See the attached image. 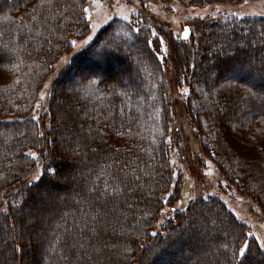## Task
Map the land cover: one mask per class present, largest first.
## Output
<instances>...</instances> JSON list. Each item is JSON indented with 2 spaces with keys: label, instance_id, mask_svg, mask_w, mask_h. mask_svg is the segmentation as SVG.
I'll list each match as a JSON object with an SVG mask.
<instances>
[{
  "label": "trees",
  "instance_id": "16d2710c",
  "mask_svg": "<svg viewBox=\"0 0 264 264\" xmlns=\"http://www.w3.org/2000/svg\"><path fill=\"white\" fill-rule=\"evenodd\" d=\"M85 5L86 0H0V195L12 193L7 212L0 213V264L29 258L34 264H171L175 241L190 228L205 234L194 235L199 247L189 249L193 257L179 247L177 264H241L245 242L243 264H264L247 226L216 197L190 202L174 214L165 234L142 244L159 215L160 195L173 180L164 63L148 27L135 30L113 20L92 47L76 52L52 81L41 122L45 134L39 133L40 123L29 112L53 63L70 49L69 37L87 32ZM220 16L199 22L196 63L189 46L173 44L179 54L175 69L190 88L185 101L193 107L188 115L201 132L202 149L211 147L229 180L264 212V17ZM113 37L114 49H125L137 62L121 80L111 69L122 60L108 47ZM255 53L257 65L248 62ZM258 70L259 77L243 81ZM72 87L77 109L64 94ZM58 100L71 109L66 112ZM68 126L71 132H63ZM27 148L42 151V172L23 186L34 166ZM63 155L79 158L75 172ZM35 200L37 207L29 209ZM41 205L47 206L42 212ZM15 225L34 231L25 236ZM28 238L30 252L22 245Z\"/></svg>",
  "mask_w": 264,
  "mask_h": 264
},
{
  "label": "rangeland",
  "instance_id": "374dc122",
  "mask_svg": "<svg viewBox=\"0 0 264 264\" xmlns=\"http://www.w3.org/2000/svg\"><path fill=\"white\" fill-rule=\"evenodd\" d=\"M85 9H87L86 12L84 11L87 32L82 36L69 37L70 49L62 52L53 63L51 71L47 74L39 88L37 100L29 112V116L40 123L41 129L39 133L45 134V123L41 124V122L43 115L47 111L52 81L76 52L91 43L89 40L90 36L94 39L99 30L113 20L130 23L131 27L135 30L140 26L148 27L151 37L157 39L160 43L157 54L159 59L164 63V80L170 100L171 117L166 140L170 146L169 160L173 171V180L168 189L160 195L162 206L159 215L155 220L154 226L149 230V236L142 241V244L146 246L147 243L152 241L156 236L152 235L153 232L165 234L167 232L165 226L169 221L173 220L174 214L185 210L190 202L216 197L224 202L227 208L247 226L248 237L254 238L264 253V248L261 247L264 244V212L260 204L251 195L241 192L238 186L229 180L218 164V158L211 153V147L207 146L205 149H202L200 142V137H202L201 132H199L197 127L196 129L194 128L192 123L194 119L190 121L188 115V110L191 111L193 107L189 103V98L185 101L191 95V91L186 80L184 81V77L179 76V70L175 69L174 64L176 62L174 55L177 58V62L179 61L177 46H175L179 42H183L185 46L190 47L191 51H194L195 55L192 56V60L196 63V53L199 51L196 45V38L199 39L200 37L197 26L203 19L215 15H221L220 17L222 18L264 17V0H95V2L93 0H86ZM185 28L190 30L187 38L184 35ZM119 36L116 35L117 38ZM73 41H75V44L72 43ZM85 41L88 43H85ZM115 42L116 38L113 37L108 47L111 48L110 51L112 53L121 55L122 60L112 63L111 66L113 68L111 69H117L115 73L116 78L121 80L133 71L129 66H135L137 62L126 56L127 51L125 49L124 51H116L114 49ZM224 42L221 40L222 46ZM124 45L128 49L132 48L127 41L124 42ZM258 59L259 57L255 53V58H250L248 62L257 65ZM108 71L111 74L113 70ZM259 72L260 70L255 74L251 73L250 77L243 79V81L246 83L251 82V77H259ZM211 77H214L213 73ZM74 89L76 88L72 87L70 91L69 89L65 92L63 91L68 101L73 104H75L74 99H77L74 95H71L74 93ZM84 94L85 96L88 95L86 89L85 91L82 89V97ZM68 103L67 101L58 100V105L66 112L71 109ZM77 105H74L75 109H77ZM70 129L72 128L68 126L64 130L62 129V131L71 132ZM25 152L33 158L34 166L29 177L21 184L23 186L37 181L34 180V177L41 175L43 162L41 150L27 148ZM31 153H35V157ZM63 159L66 161V165L72 166L73 170L71 173H73L75 166H78L79 158L63 155ZM71 173L67 175L66 180L68 181L67 183L72 185L73 178ZM60 180L64 182L63 178H60ZM15 190L17 189H14L12 192H15ZM11 194L9 192L8 195L6 190L1 192L0 213L7 212V199H9ZM36 195L43 199V193L41 195V192H38ZM29 205V209L37 207V200L34 203L31 202ZM46 207L43 208V205H41L38 206V209L41 208L40 212H42ZM38 209L35 213H40ZM27 220L29 218L26 217V222ZM15 229L16 233L19 230L20 232L23 231L25 236L30 235L34 231L31 225L25 226L24 229L22 227L18 228L15 225ZM192 230V228L186 229V233L175 241L177 247L175 257L173 259L170 257L171 264H177L178 257L181 254L179 247H181L183 253L191 256L192 250L190 252L189 249H194L193 245H196V248L199 247V241L195 239L194 235L201 234L200 236H202L205 232L200 229L196 232ZM19 240L17 239L16 242L21 244ZM22 245L25 250H29L30 252L32 240L29 238L24 239ZM22 264H34V262L29 258Z\"/></svg>",
  "mask_w": 264,
  "mask_h": 264
},
{
  "label": "snow or ice",
  "instance_id": "6c2138e0",
  "mask_svg": "<svg viewBox=\"0 0 264 264\" xmlns=\"http://www.w3.org/2000/svg\"><path fill=\"white\" fill-rule=\"evenodd\" d=\"M93 2H95V0H93ZM84 11L86 12L87 9H85ZM189 31L190 30L188 28H185L184 29L185 38H187V36L189 34ZM89 40L90 41H93V37L90 36L89 37ZM72 43L75 44V41H73ZM85 43H88V42L85 41ZM93 43H95V42L93 41ZM92 46L93 45H89V47H92ZM97 54L98 55H104V52L103 51H100ZM31 155L33 157H35L36 154L35 153H31ZM51 171L54 173L55 172V169H52ZM40 178H41L40 176H37V177H34V180H39ZM169 195H171V194H169ZM152 235L155 236V235H157V233L153 232ZM261 247L264 248V244H262ZM247 251H248V245L245 243V245L239 249V253H238L239 257L241 258V264H243V258L246 256Z\"/></svg>",
  "mask_w": 264,
  "mask_h": 264
}]
</instances>
